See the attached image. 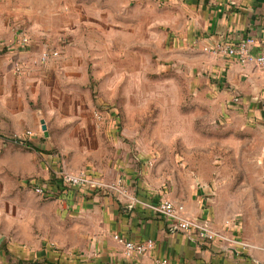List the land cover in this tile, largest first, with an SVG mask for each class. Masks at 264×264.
<instances>
[{"label":"crops","instance_id":"1","mask_svg":"<svg viewBox=\"0 0 264 264\" xmlns=\"http://www.w3.org/2000/svg\"><path fill=\"white\" fill-rule=\"evenodd\" d=\"M183 5L184 21L177 35L168 36L170 46L207 59V80L225 96L224 105L239 110L246 127L264 130V71L204 50L224 38L251 35L255 50L264 53V0ZM21 33L29 36L24 28H0V40L11 45L0 50V264H264V244L246 240L235 217L207 207L203 188L176 196L156 180V170L129 154L118 117L94 99L89 63L75 56L72 45L45 46L29 36L22 49L13 42ZM44 49L58 56L39 64ZM15 58L24 64L21 74L13 70ZM26 131L31 135L21 138ZM59 170L83 171L111 186L50 185L45 196L35 194L33 185L47 184ZM163 199L224 239L175 229L146 205ZM118 239H150L153 245L128 256Z\"/></svg>","mask_w":264,"mask_h":264},{"label":"rangeland","instance_id":"2","mask_svg":"<svg viewBox=\"0 0 264 264\" xmlns=\"http://www.w3.org/2000/svg\"><path fill=\"white\" fill-rule=\"evenodd\" d=\"M184 15L183 0H0L1 29L87 60L94 99L157 181L176 196L203 188L207 207L264 244V130L224 105L207 59L170 46Z\"/></svg>","mask_w":264,"mask_h":264},{"label":"built area","instance_id":"3","mask_svg":"<svg viewBox=\"0 0 264 264\" xmlns=\"http://www.w3.org/2000/svg\"><path fill=\"white\" fill-rule=\"evenodd\" d=\"M22 49H26V46L30 44V37L26 33H21L16 36L13 41ZM11 47L10 44L0 40V50ZM256 39L251 35H243L237 38H224L221 41L213 43L210 46L204 47V50L213 54L232 57L242 64L253 63L260 70L264 71V53L256 51ZM58 56L56 50L44 49L37 57L39 64L46 63L52 58ZM13 70L17 74L24 72V64L17 58L12 60ZM31 135L30 131H26L21 138H27ZM54 178L50 179L47 184H35L32 189L35 194L39 196H45L51 187L59 186L62 188H109L111 185L104 181L102 178L92 176L83 171L78 173H69L65 170H59L54 173ZM149 208L154 212L162 215L165 219L171 222V225L185 233L194 232L198 237L202 239H213L215 237L224 239L217 231L212 230L203 220L197 218H188L181 214L180 207L176 206L168 199H163L157 203H147ZM124 243V253L126 255L143 254L153 245L152 240L147 239L145 241L133 242L130 240L118 239ZM160 264H167L166 260H162Z\"/></svg>","mask_w":264,"mask_h":264},{"label":"water","instance_id":"4","mask_svg":"<svg viewBox=\"0 0 264 264\" xmlns=\"http://www.w3.org/2000/svg\"><path fill=\"white\" fill-rule=\"evenodd\" d=\"M45 128V126L43 125V129Z\"/></svg>","mask_w":264,"mask_h":264}]
</instances>
